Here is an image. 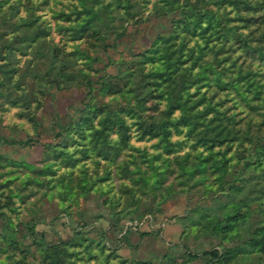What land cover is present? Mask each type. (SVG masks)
I'll list each match as a JSON object with an SVG mask.
<instances>
[{"label": "rangeland", "instance_id": "rangeland-1", "mask_svg": "<svg viewBox=\"0 0 264 264\" xmlns=\"http://www.w3.org/2000/svg\"><path fill=\"white\" fill-rule=\"evenodd\" d=\"M233 1L0 0V264H264V0Z\"/></svg>", "mask_w": 264, "mask_h": 264}, {"label": "trees", "instance_id": "trees-1", "mask_svg": "<svg viewBox=\"0 0 264 264\" xmlns=\"http://www.w3.org/2000/svg\"><path fill=\"white\" fill-rule=\"evenodd\" d=\"M233 1V0H232ZM234 3H237L238 4V0H234L233 1ZM192 8V7H191ZM186 8H183V9H181V11H183V13L182 14H184V15H182V16H185V17H183V18H185V21H184V23H188L191 27H193V31H198V28H200V30L202 31V35H204L205 34V32L206 31H208L209 29L208 28H211V27H213L214 26V16H213V14H212V12H210V11H208V10H204V11H200V10H196V11H194L193 9L191 10V12H189L188 10H187V13L186 12H184V10H185ZM191 18V20L189 21V22H187V20H189ZM181 20H184V19H181ZM89 22H90V19L89 20H87V23H85L84 24V26L86 27V26H89ZM219 32H221L222 33V35L223 36H225V39H224V41H227V40H229L230 39V32L229 31H227L226 30V27H222V28H220V30H218ZM38 37V34H34V36H33V38L34 39H36ZM206 47H208L209 45L208 44H204ZM200 46V45H199ZM202 46V49H204V47L205 46H203V45H201ZM209 49L212 51L213 50V47L212 46H210L209 47ZM222 49H223V46H220L216 51H214L215 53H218L219 51H222ZM205 54H208V52H204ZM241 77H246L245 76V74H241ZM235 79L232 81V80H230V81H228L227 82V84H234L235 85ZM226 119H228V121H229V119L230 118H226ZM237 123V120H233V122L231 123L232 125H235ZM233 128H228L227 129V133L228 134H231V133H233V137H236V134H238V132H239V129H233ZM205 134V133H204ZM217 134H220V132H217ZM202 137V136H201ZM98 144H97V147H98V149H100V151H102V149L103 148H109V147H111V146H113L112 145V143L111 142H108V140H104V142H100V141H98L97 142ZM256 165H258V164H253V166H256ZM263 170V172H259L258 174H257V178L259 179L258 181H256L255 182V184H262L261 182H262V180H264V169H262ZM256 174V173H255ZM254 174V175H255ZM262 188V189H261ZM258 189H261V190H259L260 191V193H258V197L259 198H262L263 197V191H264V184L260 187V188H258ZM28 229L30 230V232L32 233V236H33V239L35 240V241H37L38 243H42L43 241H44V235L43 234H41L40 235V237L37 235V232H36V230H35V224H29V226H28ZM215 255H216V253H215ZM217 255H218V253H217Z\"/></svg>", "mask_w": 264, "mask_h": 264}]
</instances>
